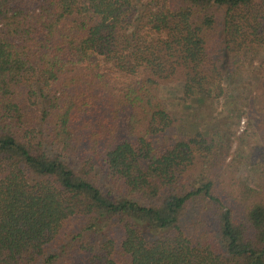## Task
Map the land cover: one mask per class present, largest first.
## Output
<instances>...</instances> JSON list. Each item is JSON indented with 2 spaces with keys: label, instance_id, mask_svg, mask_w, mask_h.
<instances>
[{
  "label": "trees",
  "instance_id": "16d2710c",
  "mask_svg": "<svg viewBox=\"0 0 264 264\" xmlns=\"http://www.w3.org/2000/svg\"><path fill=\"white\" fill-rule=\"evenodd\" d=\"M262 58L264 0H0V264H264V157L238 210L213 175Z\"/></svg>",
  "mask_w": 264,
  "mask_h": 264
},
{
  "label": "rangeland",
  "instance_id": "374dc122",
  "mask_svg": "<svg viewBox=\"0 0 264 264\" xmlns=\"http://www.w3.org/2000/svg\"><path fill=\"white\" fill-rule=\"evenodd\" d=\"M237 58L242 59L238 54ZM223 64L224 67L228 64L232 66L227 58ZM231 80L224 88L225 93L231 94L233 99L221 96L213 107V117L220 123H225L224 128L230 136L227 138V155L217 167V173L213 172V175L215 192L221 195L228 206L238 210L242 205L258 201L261 196L262 175L259 169L264 157V58L254 61L251 65L245 63L240 75ZM153 94L160 95V87L154 88ZM231 102L241 104L242 110L239 120L228 124ZM181 110L180 106L177 111ZM184 112L188 113L186 109ZM200 113L201 118L206 117L205 110ZM192 219L189 213L187 221L191 222ZM63 235L66 237V234ZM105 241L104 233L88 232L83 233L81 237L70 238L64 248L76 247L81 253H84L85 248L87 254L88 249L93 247L96 251Z\"/></svg>",
  "mask_w": 264,
  "mask_h": 264
}]
</instances>
